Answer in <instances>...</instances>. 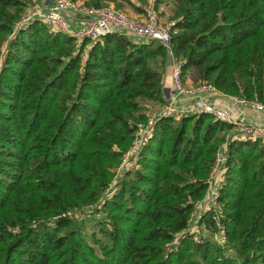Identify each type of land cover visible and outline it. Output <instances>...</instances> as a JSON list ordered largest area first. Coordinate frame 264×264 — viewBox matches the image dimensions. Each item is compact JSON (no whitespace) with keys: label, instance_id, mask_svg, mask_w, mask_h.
Segmentation results:
<instances>
[{"label":"trees","instance_id":"obj_1","mask_svg":"<svg viewBox=\"0 0 264 264\" xmlns=\"http://www.w3.org/2000/svg\"><path fill=\"white\" fill-rule=\"evenodd\" d=\"M153 2L171 6L183 77L264 103V0ZM30 3L0 0V264H264V144H228L217 211L188 229L231 126L158 118L118 174L144 103L164 102L166 48L114 32L84 55L87 40L38 19L18 28ZM99 214L90 243L85 216Z\"/></svg>","mask_w":264,"mask_h":264},{"label":"built area","instance_id":"obj_2","mask_svg":"<svg viewBox=\"0 0 264 264\" xmlns=\"http://www.w3.org/2000/svg\"><path fill=\"white\" fill-rule=\"evenodd\" d=\"M153 0L144 7V19L137 21L127 14L108 8L89 6L77 0H39L29 4L24 12L22 24L26 26L33 20H40L51 31H59L75 39L77 43L87 40L91 43L101 41L106 35L121 32L142 41H159L167 50V61L170 69V80L173 86L172 93L165 99L163 106L156 112L147 116L144 122L137 124L136 136L128 155L134 157L140 146L150 135V129L155 121L161 117H173L180 119L190 115H211L226 125H230L236 131L235 139L261 141L264 143V125L245 118L242 110L234 114L228 109L215 103L213 96L221 94L213 86L208 84H189L185 81L181 62L174 55L170 47V33L167 28L159 24L157 10ZM232 103L250 107L264 114V103L257 100H246L238 97H230ZM142 141V142H141ZM225 145L220 147L214 156V167L210 178L207 180V192L204 199L194 203L191 218L202 219V216L211 210H216V199L219 188L225 180V168H223ZM124 166L128 169L127 158ZM215 176L217 179L215 180ZM213 208V209H212ZM192 219H190V223Z\"/></svg>","mask_w":264,"mask_h":264},{"label":"rangeland","instance_id":"obj_3","mask_svg":"<svg viewBox=\"0 0 264 264\" xmlns=\"http://www.w3.org/2000/svg\"><path fill=\"white\" fill-rule=\"evenodd\" d=\"M78 2L80 3H85V0H77ZM138 1V0H137ZM136 0H134V2H137ZM31 4V3H30ZM88 5V4H87ZM121 6L117 7L115 6V3L114 2H108L107 4L103 5V6H100L102 8H108V9H112V10H116V11H121L125 14H127L128 16H130L131 18L137 20V21H142L144 19V14L143 12L141 13L140 17H135L133 14L135 13V11L132 10V8L128 5V4H120ZM90 6V5H89ZM147 6V3L144 4V7ZM144 7H143V10H144ZM170 5H166V4H161L157 10V14H158V17H159V24L164 27V28H170V25L172 24V20H169V15L171 14V11H170ZM137 13V12H136ZM140 40V39H139ZM142 41V40H140ZM87 44H85V51L83 52V54L85 55L87 49L89 48V46L92 44L91 42L87 41L86 42ZM76 46H80L81 43H75ZM83 55V57H84ZM181 62V61H180ZM167 68H169V65L167 63V65L164 67V70L162 71V80H163V77L165 76V73L167 71ZM185 79H189V81H191L193 83V85H196V84H203L197 77H196V74L194 71L192 72H188L185 74L184 76ZM238 97L237 95H231L230 97ZM239 98V97H238ZM163 103H157V102H150V101H146L144 103V110H143V115L146 117L147 119V116L150 115V114H153L154 112H156L160 107L163 106ZM145 119V120H146ZM182 118L180 119H176L178 122L181 120ZM140 122H144V121H137L135 123L136 125V128H137V124L140 123ZM154 127V126H153ZM153 127L150 129V135L152 134V130H153ZM225 132H222L221 134H224ZM220 134V136H221ZM236 131L233 130L232 127H230V129L224 134V141L220 144L219 147H222L223 145H225V149L228 147V144L233 140L235 139V135H236ZM149 135V136H150ZM136 136V134H135ZM135 138V137H134ZM142 142V141H141ZM261 142V141H260ZM133 143V141H132ZM132 143H131V146H132ZM261 144H264L263 142H261ZM133 148V147H130L128 148L127 150H125L122 154V159H121V162L118 166V169H117V173L119 174V168H122L124 166V164H126L124 162V158L126 157L127 158V161H130V159L132 158L131 155H128V152L130 151V149ZM115 150H119L117 147L115 148ZM217 152V151H216ZM224 156H226L225 154V150H224ZM136 159L134 158L133 162L131 164H129L128 166L129 167H132L135 165V162ZM213 167H214V161H213ZM223 168H225V160L223 161ZM213 171V169H212ZM212 174V173H211ZM226 177V176H225ZM217 179V177L215 176V180ZM117 181V178L116 180ZM225 181V180H224ZM193 211V210H192ZM217 211V210H215ZM209 212V211H207ZM206 212V213H207ZM205 213V214H206ZM86 218H88L86 221H84L83 223V226H84V232H85V236L86 238L88 239V241L90 243H94L92 237H91V234L92 233H96V236L97 238H100V235L98 233V226H97V223H98V219H95V218H100L101 215L99 214L98 217H94L93 215H90V216H85ZM85 218V219H86ZM192 219V222L190 223L189 225V228L188 229H192V228H196L197 227V224L200 222L201 219H197V218H191ZM204 235H209L206 231L203 233ZM210 237H212L211 235H209ZM208 237V236H207Z\"/></svg>","mask_w":264,"mask_h":264},{"label":"crops","instance_id":"obj_4","mask_svg":"<svg viewBox=\"0 0 264 264\" xmlns=\"http://www.w3.org/2000/svg\"><path fill=\"white\" fill-rule=\"evenodd\" d=\"M39 0H32V2H36ZM142 12H135L133 15L135 17H140ZM136 39V38H134ZM138 40V39H136ZM140 41V40H138ZM170 69L167 68V71L165 73V76L163 77V97H164V101L166 98H168L170 96V94L172 93V83L170 80ZM185 79V78H184ZM185 81L189 84H193L191 81H189V79H185ZM214 101L216 104H218L219 106H222L226 109H228L230 112H232L233 114L235 112H237L238 110H242L243 114L245 115V118H247L250 121L256 122V123H260L264 125V114L257 112L256 110H254L253 108L250 107H246V106H242V104L239 103H232L228 100L229 96H226L224 94H217L213 96Z\"/></svg>","mask_w":264,"mask_h":264}]
</instances>
